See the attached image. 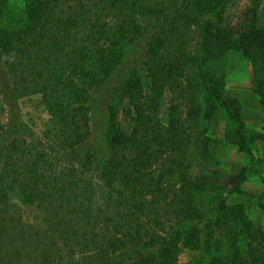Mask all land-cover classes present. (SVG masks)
<instances>
[{
  "label": "trees",
  "instance_id": "1",
  "mask_svg": "<svg viewBox=\"0 0 264 264\" xmlns=\"http://www.w3.org/2000/svg\"><path fill=\"white\" fill-rule=\"evenodd\" d=\"M23 2L19 15L12 4H0V15L10 23L18 16L21 23L14 31L0 32L12 91L18 98L41 93L48 110L64 115V120L55 134L15 135L5 149L0 167V264H80L81 257L93 252L116 255L146 247H158L164 261L158 264H168L179 245L192 249L190 233L196 231L191 228L206 214L195 208L192 184L186 181L170 189L166 183L176 174L175 156L184 152L168 146L179 131L170 133L161 124L158 95L181 88L190 105L186 120L195 124L200 112L210 107H204L205 95L191 71L203 73L216 44L224 51L238 48L237 34L204 18L210 5L203 0ZM147 19L158 23L146 63L154 86L151 100L132 89L133 130L108 143L107 157L93 150L78 156L92 136L89 92L110 79L123 44L146 34ZM192 27L199 30L202 55L189 51L187 75H171L180 55L188 52L185 40ZM255 34L258 38L261 33ZM212 98L241 122L236 100L222 99L219 93ZM23 206L34 209L32 221L24 218ZM237 221L244 248L221 253L213 264H264V228L246 225L241 217ZM121 264H155V259L139 254Z\"/></svg>",
  "mask_w": 264,
  "mask_h": 264
},
{
  "label": "rangeland",
  "instance_id": "2",
  "mask_svg": "<svg viewBox=\"0 0 264 264\" xmlns=\"http://www.w3.org/2000/svg\"><path fill=\"white\" fill-rule=\"evenodd\" d=\"M203 1L210 5L204 18L233 29L238 48L224 51L216 44L211 49L215 56L204 64L203 73L200 75L197 68L191 71L194 83L201 89L199 93L205 95L204 107H210L200 112L195 124L186 120L190 105L183 100L181 88L179 91L176 86L173 90L168 88L158 95L161 124L170 133L172 129L179 131L178 137L172 135L168 146L177 147L178 154L184 152L183 156H175L176 162L172 164L176 174L166 183L170 189H175V185L179 189L186 181L187 186L192 184L195 208L206 214L191 228L196 231L190 233L195 243L192 249L179 245L173 258L165 261L168 264H213L221 253H233L237 247L243 249L244 238L236 230L241 224L237 221L239 217L246 225L264 228V0ZM0 4L2 7L12 4L16 15L24 7L23 0H1ZM17 17L15 23H10L6 15H0V32L18 29L21 23ZM144 23L146 34L123 44L119 65L110 79L100 89L89 92L92 136L76 152L78 156L93 150L96 155L107 157L108 143L119 133L134 128L136 114L130 113V91L133 89L147 101L153 96L154 86L146 63L158 23L151 19ZM255 33L261 34L255 38ZM200 42L199 30L193 28L185 40L188 52L180 55L171 75H187L184 63L189 51L201 57ZM247 48L249 53L244 51ZM182 85L189 87L187 83ZM214 93L240 104V123L231 110L212 98ZM62 116L48 110L39 92L16 97L0 49V167L5 149L15 135L32 132L41 138L46 133L55 134L62 129ZM22 209L24 218L32 221L34 209L29 206ZM139 254L149 261L154 258L155 264L164 262L158 247H146L116 255L93 252L81 257L80 264H121L138 258Z\"/></svg>",
  "mask_w": 264,
  "mask_h": 264
}]
</instances>
